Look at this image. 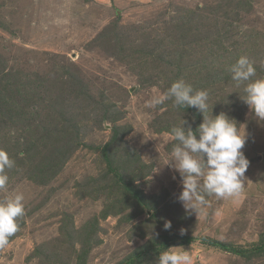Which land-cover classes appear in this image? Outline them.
Listing matches in <instances>:
<instances>
[{
    "label": "rangeland",
    "instance_id": "1",
    "mask_svg": "<svg viewBox=\"0 0 264 264\" xmlns=\"http://www.w3.org/2000/svg\"><path fill=\"white\" fill-rule=\"evenodd\" d=\"M241 55L264 77V0H0V149L15 162L0 201L25 208L0 264H156L177 246L193 264H264V121L227 70ZM181 79L246 125L243 192L207 196L205 216L164 165L171 128L202 114L147 106Z\"/></svg>",
    "mask_w": 264,
    "mask_h": 264
},
{
    "label": "clouds",
    "instance_id": "2",
    "mask_svg": "<svg viewBox=\"0 0 264 264\" xmlns=\"http://www.w3.org/2000/svg\"><path fill=\"white\" fill-rule=\"evenodd\" d=\"M237 87L243 86L241 98L258 121H264V77H258L254 63L246 55H241L228 69ZM172 100L178 108L194 107L202 114V122L195 130L187 121L181 120L179 126L171 128L168 135L176 141L170 157L164 165L179 172L182 190L178 200L186 213L205 216L209 204L207 196L218 199H235L244 189V174L249 160L242 149L247 141L246 125L239 123L224 112L213 115L209 112V94L206 90H195L182 79L171 83L167 90L155 95L148 107L162 105ZM195 121V116L192 117ZM15 162L7 152L0 149V190L8 184L6 170L12 169ZM154 166L151 173L158 172ZM22 193L9 196L0 201V250L6 248L19 230L18 218L25 214ZM164 228H171L165 221ZM183 234V229L181 230ZM179 250H167V249ZM160 252L156 264H193V258L182 246L169 247Z\"/></svg>",
    "mask_w": 264,
    "mask_h": 264
},
{
    "label": "trees",
    "instance_id": "3",
    "mask_svg": "<svg viewBox=\"0 0 264 264\" xmlns=\"http://www.w3.org/2000/svg\"><path fill=\"white\" fill-rule=\"evenodd\" d=\"M129 262L131 263V260H130V261H128L126 264H129Z\"/></svg>",
    "mask_w": 264,
    "mask_h": 264
}]
</instances>
